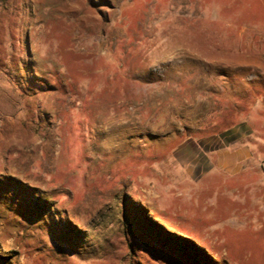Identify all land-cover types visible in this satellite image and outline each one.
<instances>
[{"label":"rangeland","instance_id":"rangeland-1","mask_svg":"<svg viewBox=\"0 0 264 264\" xmlns=\"http://www.w3.org/2000/svg\"><path fill=\"white\" fill-rule=\"evenodd\" d=\"M0 264H264V0H0Z\"/></svg>","mask_w":264,"mask_h":264},{"label":"crops","instance_id":"crops-1","mask_svg":"<svg viewBox=\"0 0 264 264\" xmlns=\"http://www.w3.org/2000/svg\"><path fill=\"white\" fill-rule=\"evenodd\" d=\"M192 149H204V145L192 143ZM216 149L226 150H220L216 153L217 159L210 169H217L224 171L229 176H236L252 158L254 148L250 144H240L231 148Z\"/></svg>","mask_w":264,"mask_h":264}]
</instances>
